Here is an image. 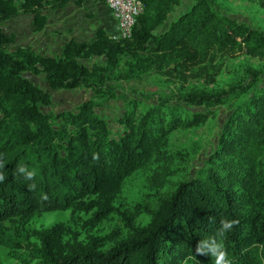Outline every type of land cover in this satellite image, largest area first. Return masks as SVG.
<instances>
[{
	"label": "trees",
	"instance_id": "obj_1",
	"mask_svg": "<svg viewBox=\"0 0 264 264\" xmlns=\"http://www.w3.org/2000/svg\"><path fill=\"white\" fill-rule=\"evenodd\" d=\"M83 1L0 0V22L21 10L33 13L41 29L47 21L43 9ZM140 1L144 7L129 39H112L98 28L89 41L65 42L58 56L29 47L6 51L3 44L14 37L0 28V246L27 251L23 264H217L219 251L225 253L220 264H264L261 73L248 69L213 92L164 96L126 86L169 68L208 74L218 55L246 53L264 60V31L224 14L211 0H192L157 33L181 0ZM125 54L131 59L124 60ZM95 55H104L105 64L89 68L80 62ZM39 76L51 89H85L91 95L73 109L52 113L49 91L33 80ZM117 99L123 112L110 127L96 108ZM234 104L194 172L169 179L174 169L161 149L168 135L202 123L218 106ZM158 159L164 160L160 189L146 203L117 208L125 180ZM67 209L93 211L97 221L119 214L126 232L116 231L112 239H119L104 250L97 238L64 239L59 225L33 229L37 243H32L23 239L24 231L6 224ZM139 215L147 221L137 223ZM222 221L237 223L221 235Z\"/></svg>",
	"mask_w": 264,
	"mask_h": 264
},
{
	"label": "rangeland",
	"instance_id": "obj_2",
	"mask_svg": "<svg viewBox=\"0 0 264 264\" xmlns=\"http://www.w3.org/2000/svg\"><path fill=\"white\" fill-rule=\"evenodd\" d=\"M213 6L239 22L250 25L253 28L264 31V0H211ZM192 0H181L173 12L169 14L164 24L156 29L157 33L163 32L170 22L191 6ZM105 8L101 0H84L81 5L73 2L56 9H43L41 12L47 17L45 25L40 29L34 24V14L19 10L6 20L0 22V28L6 36L13 35V40L3 44L6 51H15L18 48L29 47L42 55L57 56L61 52L65 42L73 39L77 42L89 41L94 37L98 28L106 29L105 19L102 16ZM108 31V30H107ZM109 32V31H108ZM44 50L42 53L41 50ZM124 60L131 59L129 54L123 56ZM80 62L91 68L94 65H104V55L83 57ZM215 68L208 74L197 76L198 73L187 70L185 73L167 69L165 74L150 72L142 79L126 82L129 89H137V92L146 91L149 93L167 96L177 92L201 91L213 92L217 89L228 87L230 84L240 80L248 69L261 73L264 77V60L257 59L240 53L233 58L219 56L213 62ZM33 80L49 91L51 95V106L47 111L57 113L66 109H73L83 100L90 97L85 89H51L42 82L41 76L33 77ZM152 96V100H154ZM238 101V100H237ZM235 103H238V102ZM235 105L218 106L213 109V114L202 123L193 127L178 128L168 135V139L162 143L164 157H168L169 165L173 172L169 179L183 177L187 171L192 173L195 170L194 163L198 162L209 152L216 133L226 119L228 113L235 108ZM101 116L107 119L110 127H115L114 121L123 112L122 102L110 100L104 106L96 108ZM161 144V145H162ZM164 164L163 159L136 170L130 175L115 198L114 205L121 211L132 209L137 203H146L147 200L160 189L158 186V169ZM193 166V167H192ZM198 166V165H197ZM167 184V183H166ZM147 217L139 215L137 223H144ZM7 226L13 229L24 231V240L37 243L32 230L51 228L59 225L63 230L64 239L76 236L78 240L87 241L91 237L99 239L101 248L107 250L119 238L112 239L116 231L126 232L123 221L119 214L112 213L108 216L94 220L93 211L80 210H54L48 212H36L27 220L19 222H6ZM30 256L22 248H8L0 246V262L3 264H23Z\"/></svg>",
	"mask_w": 264,
	"mask_h": 264
},
{
	"label": "built area",
	"instance_id": "obj_3",
	"mask_svg": "<svg viewBox=\"0 0 264 264\" xmlns=\"http://www.w3.org/2000/svg\"><path fill=\"white\" fill-rule=\"evenodd\" d=\"M116 23V30L110 32V37L115 40L129 39L137 16L143 10L140 0H101Z\"/></svg>",
	"mask_w": 264,
	"mask_h": 264
},
{
	"label": "clouds",
	"instance_id": "obj_4",
	"mask_svg": "<svg viewBox=\"0 0 264 264\" xmlns=\"http://www.w3.org/2000/svg\"><path fill=\"white\" fill-rule=\"evenodd\" d=\"M31 175V174H30ZM4 176L0 174V181H3ZM237 223L236 221H222V228L220 230V234L223 235L225 230H229L232 228V226ZM222 248V242L220 245H216L213 248V252L215 253L217 249ZM197 252H202V249L200 247L197 248ZM225 253L223 251H219V255L217 257V264H220V261L223 259Z\"/></svg>",
	"mask_w": 264,
	"mask_h": 264
},
{
	"label": "crops",
	"instance_id": "obj_5",
	"mask_svg": "<svg viewBox=\"0 0 264 264\" xmlns=\"http://www.w3.org/2000/svg\"><path fill=\"white\" fill-rule=\"evenodd\" d=\"M84 2V1H83ZM68 4V3H67ZM66 5V4H65ZM77 5V4H76ZM81 5V4H80ZM104 12L102 13V16L104 17L105 19V24H106V29H104L106 32L110 33V32H113L116 30V23H115V20L114 18L112 17L111 13L109 12L108 8L104 5ZM108 30V31H107ZM42 53H44V50L42 49L41 50ZM62 51V49H61ZM58 54L60 55L61 52L59 51ZM45 56H49L48 54L45 55ZM58 56V55H57Z\"/></svg>",
	"mask_w": 264,
	"mask_h": 264
}]
</instances>
